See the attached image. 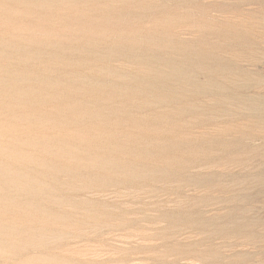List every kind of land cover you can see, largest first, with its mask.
Masks as SVG:
<instances>
[{
  "label": "bare ground",
  "instance_id": "bare-ground-1",
  "mask_svg": "<svg viewBox=\"0 0 264 264\" xmlns=\"http://www.w3.org/2000/svg\"><path fill=\"white\" fill-rule=\"evenodd\" d=\"M213 1L0 0V264H134L99 260L91 248L93 259L70 257L46 240L115 217L116 226H132L136 210L107 192L171 180L224 189L218 169L242 164L238 156L254 151L243 138L264 131V0ZM218 111L252 121L247 130L219 126L205 116ZM183 201L160 220L197 230L225 218ZM175 250L204 261L179 247L165 253Z\"/></svg>",
  "mask_w": 264,
  "mask_h": 264
},
{
  "label": "rangeland",
  "instance_id": "rangeland-1",
  "mask_svg": "<svg viewBox=\"0 0 264 264\" xmlns=\"http://www.w3.org/2000/svg\"><path fill=\"white\" fill-rule=\"evenodd\" d=\"M220 1L221 0L213 1V2L214 3H220ZM186 37H188V36H186ZM259 58H262V57L259 56ZM258 67L261 69V73H262L263 80H264V57L259 62ZM263 89H264V85H263ZM232 107L235 109L234 105ZM198 112H200V111H198ZM239 112H241V111H238V113H234V114L230 113L228 115L225 113H220L219 111H218V113L213 112V114L205 112V116H214L216 118L215 121H217L216 124L219 126L226 125L227 123H229V124L235 123L234 126L241 127L242 129L247 130V128H245L248 124L247 122H248V120H250V121H252V120L250 119V117L242 115V114H245V112L244 113H243V111L241 113H239ZM229 118L231 120H229ZM250 121H249V123L251 124L252 122H250ZM239 123H241V124H239ZM255 133H257L261 137H259V136H256V137L246 136L243 138V140H244L243 143L245 145L250 146V148L254 149V151H251L250 153H244V154H241L238 156V158H241L242 161L245 162L244 164H243V162H242V164H239V163H234L235 161H233V162L226 163V164L222 165V167H220V169H218L219 173L221 174L219 183L221 186L224 187V189L222 188V190H221L220 187H213V188H210L208 190H205V188H203V187H194V186H190V185L185 184V183L183 185V182H176L175 180H173V181L171 180V181H163V182H161V181L154 182V184H156V185H154L153 183H149L148 185L144 186L142 189H138L137 191L122 190L124 193L121 192V195L118 197L116 195H113L111 192H107L110 195H106L103 197L106 198L108 201H110L112 199L117 200L119 207H120V205L123 206L125 203H127L128 205H130L132 208H134L136 210V213H135L136 215L133 214V215L129 216V218H131V220L133 222L132 226H129L131 228L122 227L120 225L116 226V224L119 223V220H116L117 217H115L114 220H111L109 224H103V223L101 224L100 223L99 225L96 226L92 223H87V224L80 225V226L78 225L77 226L78 228L75 225V226H72L70 229H67V230L61 229V230H59V233H60L59 237L60 238L57 237V239H55L56 235L53 237L50 236L47 238L46 242L48 243L49 246H52L53 248L57 244H59V246L57 247L59 251L57 250V248L55 250L61 254H65L67 256L70 255V257L72 254L75 255V253L77 251H81V252L88 254V252L90 250H93V251H96L99 253L98 254L99 260H104L107 258H127V259L132 258L134 264L136 262H138L136 264H140V262H141V264H152V263H158V262H173V261L176 262L177 264H214L215 262H218V261L221 262V261H225V260L228 261L227 264H264V179H256L254 177L260 171L264 172V131L261 130V128H259V129L256 128ZM191 173H193V172H191ZM160 184H162V185H160ZM173 184H177V185L174 186ZM178 184H179V186H178ZM173 187H174V189L175 188L177 189L176 190L177 192L174 191V189H173V192H172V190H168L170 188L172 189ZM165 191H167V192H165ZM206 191H208V192H206ZM169 192L171 195L168 194ZM103 197H100V198H103ZM167 197H170L169 198L170 201L168 200ZM134 199H136L137 201ZM179 199L181 201H183V199H184V201L186 200L185 202L183 201L184 204L187 201L193 202L197 209L202 210L205 213V215H208L209 217H211V216H213V217L225 216V218L218 219L217 221L215 220V222H212L213 223L212 225H207V226H205L201 229H197V230L195 228L189 229V227L182 226L180 224L179 225H173L172 227H169L167 225V222L160 220L161 211L164 209H167V208L173 209L174 204L172 201H174V200L177 201ZM162 200H163V202H162ZM166 200H168L167 204L163 205V203ZM183 202H182V204H183ZM148 203H151L152 205L148 204ZM172 204H173V206H171ZM139 205H140V207H139ZM204 205H205V207H204ZM165 206H167V207H165ZM157 208H160V209H157ZM206 210H207V212H206ZM231 212H234L233 216L231 217V218H233V220H235L234 222H231L230 219L226 217ZM147 213H148V215H147ZM157 214H159V215H157ZM137 219H138V221H137ZM112 223L113 224L115 223V224L112 225ZM164 223H166V224L163 225ZM234 223L239 225V227H238L239 230H237V231L234 230L235 229ZM155 225H156V227H155ZM83 226H85V227H83ZM162 226H163V228H162ZM91 227H93V228H91ZM153 227H155V228H153ZM183 227H185L186 229ZM90 228H91V230H90ZM173 229L176 230L177 232L172 231ZM129 230H131V231H129ZM141 230H143V231H141ZM69 231H71V232H69ZM165 231H167L168 233H166ZM180 231L181 232L184 231V234H183V232H182V234L179 233ZM220 231H222V232H220ZM149 232H151V233H149ZM152 232H154V233H152ZM155 232H156V234H155ZM129 233L133 235V238L131 240L128 241V239L121 238V235H123V234L127 235ZM218 233H220V235H218ZM94 234H96V235H94ZM90 235H92L93 237H90ZM153 235H155V236H153ZM175 235H177V236H175ZM178 235H179V237H178ZM98 236H99V238H98ZM142 236H146V240H144ZM200 236H202V237H200ZM157 237L159 240H157ZM174 237H176V238H174ZM208 237H209V239H208ZM58 238H59V240H58ZM170 239H172V240H170ZM176 239H178V240H176ZM203 239H205L206 241H204ZM84 240H85V242H84ZM185 240H187V243L185 242ZM198 241H200V242L202 241L200 243L201 245L200 244H198L199 246L198 245L197 246L192 245ZM174 242H175V244H174ZM147 243L151 244V245H148ZM181 243H183V244H181ZM188 243H190V244H188ZM89 244H91L92 246ZM82 245H83V247H82ZM86 245H88V246H86ZM98 246L101 248H99ZM168 247L169 248L179 247V249H182L183 251L186 250L188 252H192L193 254L198 253L197 255L203 256L204 261L198 262V260L193 261V260H189V259H181V258H179L180 255L176 252L177 249L174 251V253L166 254L165 250ZM193 247H195V248H193ZM202 247H204V248H202ZM215 247H217V248H215ZM89 248H91V249L88 250ZM110 249H112V250H110ZM121 249L124 251H122ZM201 249L203 250V252ZM205 250H206V252H205ZM212 251L223 254L225 257L224 258L219 257L217 259H212V255H210V252H212ZM126 254L129 256H127ZM150 254H151V257H150ZM112 255H115V256H112ZM117 255H119V256H117ZM106 256H107V258H106ZM87 257L92 258L90 254H88ZM234 257H236L237 259ZM210 259L212 260L211 262H209ZM236 260H239L240 262H236ZM145 261H147V262L145 263Z\"/></svg>",
  "mask_w": 264,
  "mask_h": 264
}]
</instances>
